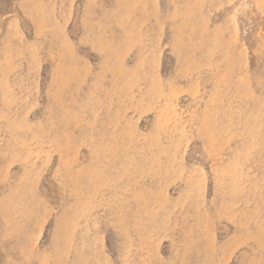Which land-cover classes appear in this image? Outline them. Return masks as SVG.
Returning <instances> with one entry per match:
<instances>
[{
	"label": "rangeland",
	"instance_id": "374dc122",
	"mask_svg": "<svg viewBox=\"0 0 264 264\" xmlns=\"http://www.w3.org/2000/svg\"><path fill=\"white\" fill-rule=\"evenodd\" d=\"M0 264H264V0H0Z\"/></svg>",
	"mask_w": 264,
	"mask_h": 264
}]
</instances>
